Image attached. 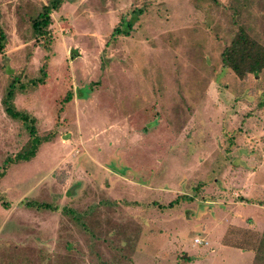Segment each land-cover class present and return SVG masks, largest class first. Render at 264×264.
<instances>
[{"label":"rangeland","instance_id":"1","mask_svg":"<svg viewBox=\"0 0 264 264\" xmlns=\"http://www.w3.org/2000/svg\"><path fill=\"white\" fill-rule=\"evenodd\" d=\"M46 2L0 0V99L9 75L36 76ZM49 16L47 81L12 98L44 139L28 162L2 168L27 133L0 105V264H252L264 76L219 54L238 27L264 47V0H63Z\"/></svg>","mask_w":264,"mask_h":264},{"label":"trees","instance_id":"2","mask_svg":"<svg viewBox=\"0 0 264 264\" xmlns=\"http://www.w3.org/2000/svg\"><path fill=\"white\" fill-rule=\"evenodd\" d=\"M63 0H47L46 4L41 6L37 14L29 21V28L34 39L35 45L43 52V56L40 59V64L36 71V76L26 82V85L21 84L18 78L9 75V82L5 88L1 99L0 105L2 107L3 114L11 121H15L27 133V140L21 146V148L12 156L6 158L3 161L2 168L7 165L19 162H28L34 157L41 139L36 136L35 119L24 111H16L12 106V98L15 91L24 92L28 87L36 88L42 86L47 81V68L51 56V36L48 31L50 23L51 11H57ZM126 21V22H125ZM124 27H114L112 35H120L128 33L130 29L129 20H124ZM5 43V36L0 29V54H2L3 46ZM220 66L223 69L229 70L236 78L243 79L246 75L256 76L259 73H263L264 76V47L256 40L250 37L243 28L238 27L234 32L227 46H225L219 54ZM18 84L16 85V83ZM72 98L70 90H67L64 97L61 100V105L66 104ZM62 108L58 110L61 111ZM179 198H176L173 202L167 204L171 207L173 203H176ZM183 199V197H181ZM26 207L34 208L36 210L49 209L45 204L26 203ZM71 217L77 220L71 212ZM252 264H264V239H261L258 248L255 252V256L252 259Z\"/></svg>","mask_w":264,"mask_h":264},{"label":"built area","instance_id":"3","mask_svg":"<svg viewBox=\"0 0 264 264\" xmlns=\"http://www.w3.org/2000/svg\"><path fill=\"white\" fill-rule=\"evenodd\" d=\"M193 242H194V244H196V245H200L201 243H202L203 245H205V243H204L202 240L197 239V238H195V239L193 240Z\"/></svg>","mask_w":264,"mask_h":264},{"label":"crops","instance_id":"4","mask_svg":"<svg viewBox=\"0 0 264 264\" xmlns=\"http://www.w3.org/2000/svg\"><path fill=\"white\" fill-rule=\"evenodd\" d=\"M229 217H230V216H229ZM235 219H236V218H234V219H233V218H228V221H229L228 224H229V223H232L233 221L235 222V221H236ZM237 223H238V222H237ZM245 253L250 254V252H247V251H245Z\"/></svg>","mask_w":264,"mask_h":264}]
</instances>
